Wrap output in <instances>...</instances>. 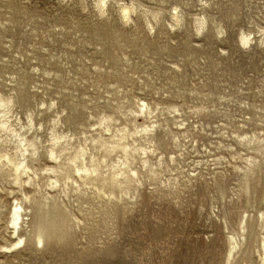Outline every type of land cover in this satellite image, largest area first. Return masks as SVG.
Here are the masks:
<instances>
[{
	"label": "rangeland",
	"instance_id": "obj_1",
	"mask_svg": "<svg viewBox=\"0 0 264 264\" xmlns=\"http://www.w3.org/2000/svg\"><path fill=\"white\" fill-rule=\"evenodd\" d=\"M98 1L0 0V98L13 101L16 129L41 143L32 167L43 195L72 172L65 160L50 169L51 136L84 145L78 168L95 161L103 179L119 172L121 156L89 142L107 125L140 132L155 123L152 143L135 139L154 152L156 174L136 161L140 185L94 183L123 202L84 186L51 191L57 207L51 201L46 215L23 204L30 227L13 254L4 248L14 240L8 215L14 199L24 200L0 176V264H264L252 219L264 211V156L252 150L264 142V0H106L102 13ZM124 2L134 7L126 25ZM242 35L250 38L246 46ZM144 104L153 110L149 120L136 115ZM254 136L260 140L248 146L244 138ZM11 145L2 139L0 151L13 156ZM248 156L258 161L253 177ZM33 192L26 188L40 201ZM249 199V239L229 260V231ZM39 224L44 244L36 245Z\"/></svg>",
	"mask_w": 264,
	"mask_h": 264
},
{
	"label": "bare ground",
	"instance_id": "obj_2",
	"mask_svg": "<svg viewBox=\"0 0 264 264\" xmlns=\"http://www.w3.org/2000/svg\"><path fill=\"white\" fill-rule=\"evenodd\" d=\"M97 8L101 13L104 12V10H106V8H107L106 0H99L97 2ZM119 10H120V19L122 20V22L125 25L132 22V14L134 13V7L132 5H128L124 2ZM145 14H146V16H148L147 13H145ZM173 19H175V22L178 23L179 17L174 16ZM199 25H200V28H202L201 27L202 24H199ZM249 39L250 38L248 36L242 35L239 42L241 44H243V46L244 45L246 46L249 44V42H251V41H249ZM13 107H14V103L12 100L0 98V141L2 139H4V144L8 143V142L11 143L13 145L12 149L14 151L13 156L9 155L7 152L0 151V176L3 178L9 179L13 185L17 186L20 189L21 194L23 195V200H24V201L20 202V199H17V198L14 199L16 201V205H15L13 211L10 210V212H9L7 224L11 226L10 235L14 234V237H13L14 240L4 247L5 250H7L6 253L13 254L14 251H16L20 248L21 244L25 241V235L23 234L24 231L22 230V228L27 227V230H28L30 227L28 225L29 223H26V221H25V220H27V219H25V217L27 216L26 213L28 210H27L25 205L23 206V204L28 203L30 205H33L35 210H37L38 212L41 211L43 213V215L44 214L46 215L45 209L51 201H52V205L56 206L55 196L50 195L51 191L54 192V190L56 188H58L60 190V193L65 194V189L70 188L71 191L73 193H75V192H79V191L81 192L83 190L82 188L84 186L91 187V190L93 189V191H94L92 194L94 196H97V198L101 199V197L104 196V197H106V199H108V201L109 200L111 201V199H113V200L121 202L123 200L121 198L122 196L117 198L116 195H114V193L111 194L110 192H109L110 194L107 193V195H106L104 193V191H101L100 189H98L96 187V185H94V183L104 180V182L105 181L110 182L112 184L110 186L124 187L123 182L125 180V181H127V183H129V185H130V183L132 185H134V184L140 185L141 180L139 178L140 177L139 173H141V171L138 172L137 169H135V170L132 169V166H133L132 164H133V162H136V161H139L138 164L142 163V167L143 166L149 167V169H148V171L150 172L149 176H150V174H152V175L156 174V171L155 172L153 171V169L156 167H154L152 169V163L153 162L151 163V159L149 158V156H150L149 154H151V155L154 154V152H153L154 150L152 151L153 153L150 152V150H152V149H150V150L148 149L149 151H147L146 148H143L139 145L138 140L140 141V139H138V140L135 139L137 137V135H139V136L142 135L141 137L144 136L143 138H147V140L145 139L147 142L152 143L155 138L153 135H151V134H154L153 133L154 131H151V130H156V127H155L156 124L152 122V127L148 125L151 128L144 127L140 132H136L137 129L134 132H126L125 129L122 131L118 130L116 132L115 131L113 132L111 130V128L107 125L103 129H101V131H98L99 133H97V136H96L97 138L92 139L89 142L91 144H97L98 147L96 149H97V151L99 150L98 152L102 151V152L106 153L107 155H112V154H115V156L117 154L120 155L121 159H119V160H122V162L121 161H119L120 163L117 162V164H118L117 169L119 170V172H117L115 174L112 173L108 177H105V179H103L104 177H102L101 172H99V169L101 167L98 169L99 164L95 163V161H93L94 165H91V166H88L89 164L87 165V164H85L87 162L83 161V163L87 166L83 165V166H85L84 168H81V169L78 168L76 162L81 160V159L83 160L87 155V150H86V148H84V145L80 146L79 148H76L75 145L71 142L72 141L71 139L68 140L64 136H51L52 138L49 141V144H50L49 156L51 158V161L53 162L52 164H54L55 167L53 166L50 169L52 170V172H56L59 169V166L61 165L62 161L65 160L64 162H66V161L68 162L67 165H70L71 168L70 167L69 168L71 169L72 172H71L70 177L69 178L67 177V179H68L67 180L68 182L66 181L67 183L63 182L64 184H60L59 181L54 180L50 185H47L48 193L46 195H43L41 192V190H43V189L41 188L40 184L37 183L38 181L37 182L34 181L35 178L38 179L39 176L33 170L34 167H32V164L37 160L38 151L40 149L39 145L41 143L38 142L34 136H29V131H26L23 127L16 129V127L13 125L16 121H12V119H13V115H12L13 114V112H12ZM152 111L150 110L149 106L144 104L143 106H141L139 111L136 112V115L137 116L143 115L145 117V119L149 120L152 116ZM151 120H153V119H151ZM157 124H158V122H157ZM159 126H157V129H159ZM160 128H161V126H160ZM107 134H109L108 137H106ZM242 138H243V136H242ZM128 139H130V140L132 139L131 144H129L127 142V141H129ZM141 140L144 141L143 139H141ZM244 140L248 145V144H253L255 142H258L260 140V138L254 136L250 139L244 138ZM146 141H145V144H146ZM173 141H175V140H173ZM156 143L153 145H155V146L158 145ZM141 145H142V143H141ZM151 146H152V144L150 145V148H151ZM91 149H93V148H91ZM91 149H90V151H91ZM260 149H264V142H263L262 147H259L256 149H254V147H253L252 150L255 151L256 153L260 152L264 156V150L260 151ZM94 151H93V153H94ZM155 152H156V150H155ZM130 159H131V161H130ZM90 160H92V159H90ZM243 160L245 161L244 162L245 164L249 165L247 167V170H250L252 177H253L254 173L256 175L257 173H256L255 169H257V168L254 169V167L256 165L257 158L253 157V156H248L246 159H243ZM157 163H158V161H157ZM136 164H137V162H136ZM160 164H161V162H160ZM160 164H158V166H160ZM127 165H128V170H129L128 172L121 170V168L123 166L126 167ZM155 165H156V163H155ZM140 167H141V165H140ZM260 169H261V167H260ZM141 170H142V168H141ZM259 171L262 173V169ZM76 175L78 176V178L76 177ZM152 175H151V177H152ZM147 177H148V175H147ZM151 177H149V178H151ZM250 177L251 176H248V178H250ZM76 179L80 180L81 183H78V181ZM240 179H242V178L240 177ZM240 179H239V181H240ZM129 185H126V186L128 187ZM27 186L33 187L35 189V192H33V193H36V195L38 194L40 196V201L37 202V201H35V199L33 197L29 196V194L28 195L26 194V188L28 189ZM239 186L241 187L240 184H239ZM239 186H238V188H239ZM137 189H139V187H137ZM137 189L135 188L134 190H137ZM223 190H224V188H223ZM225 191H226V188H225ZM124 196H127V194H124ZM130 199H131V197L129 198V200ZM263 201H264V199H263ZM127 202H128V200H127ZM249 208L252 209V202L250 199H249L248 203L246 202L240 208V209H242V210H240L241 212L239 210H237V211H239L238 217H237L238 228L234 232L231 230H230L231 232L229 231V235L231 236V249H230V252L228 254L229 260L233 259L235 257V255L238 254L237 251L241 250L242 243L243 242L247 243V241L249 239V238L247 239V235H246L247 229H248V223L251 219V210H249ZM229 211H230V209H229ZM232 211L236 212L235 210H232ZM229 215H231V214H229ZM252 219L254 220L255 227L258 228V232H257V235L255 237L258 239V243H259L257 248L261 247V250H262L260 261H261V263H263L264 262V231H263L264 230V211H262V209L258 210V214L256 216L253 215ZM234 221H236V220H234ZM24 225H26V226H24ZM44 230H45V227L43 226V224H39L37 226V231L35 232V235L33 236V241L36 245H37V243L44 244V241H43Z\"/></svg>",
	"mask_w": 264,
	"mask_h": 264
}]
</instances>
